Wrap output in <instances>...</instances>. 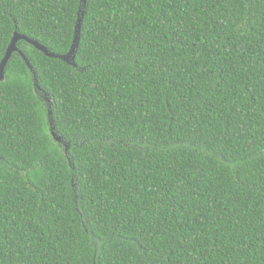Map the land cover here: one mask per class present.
<instances>
[{
	"label": "trees",
	"instance_id": "16d2710c",
	"mask_svg": "<svg viewBox=\"0 0 264 264\" xmlns=\"http://www.w3.org/2000/svg\"><path fill=\"white\" fill-rule=\"evenodd\" d=\"M80 14L0 82V264H264V0H0V64Z\"/></svg>",
	"mask_w": 264,
	"mask_h": 264
},
{
	"label": "water",
	"instance_id": "95a60500",
	"mask_svg": "<svg viewBox=\"0 0 264 264\" xmlns=\"http://www.w3.org/2000/svg\"><path fill=\"white\" fill-rule=\"evenodd\" d=\"M86 2H87V0H82V5L83 4L86 5ZM82 21H83V19H82L81 14H80L79 18H78V25L76 27V31H75V35H74V41H73L71 50L66 55H57L55 53H52V52L49 51V49L47 47L41 45L37 41L32 40V39H30L28 37H25V36H21V35L16 33L14 35V38H13V40H12L8 50H7V52H6L5 57L3 58V60H2V62L0 64V82H3L5 80L6 67H7L8 62L12 58V55L15 52H19L18 47H17V43L19 41H21V40H23V41L29 43L30 45L34 46L37 50L43 52L47 57L61 59L62 61L66 62L68 64H72L73 66H76V56H77V52H78V49L80 47V41H81ZM20 55L22 56L23 60L26 62L27 66L29 67V69L31 70V72L35 76L34 69H33L32 65H31L30 61L27 59V57L22 52H20ZM35 86H36L37 89L40 90V87L38 85L37 79H35ZM47 101H48V104H49V109H48L49 122H50V125L53 128L52 129V134L54 135V137L56 138V140L58 142H61V138L58 137L54 133L53 112H52V109H51V106H50L51 100L48 98Z\"/></svg>",
	"mask_w": 264,
	"mask_h": 264
}]
</instances>
